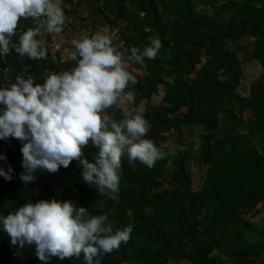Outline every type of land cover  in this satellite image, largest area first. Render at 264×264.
I'll return each instance as SVG.
<instances>
[{"label":"trees","instance_id":"trees-1","mask_svg":"<svg viewBox=\"0 0 264 264\" xmlns=\"http://www.w3.org/2000/svg\"><path fill=\"white\" fill-rule=\"evenodd\" d=\"M77 1H88L95 16L105 17L114 26L123 21L122 35L130 49L143 50L150 43L147 36L161 40L156 58H145L146 75H137L138 82L128 89L136 102L151 98L159 84L165 83L164 100L178 103L191 98L195 104L187 117L178 115L169 121L164 118L166 110L162 105L144 109L150 124L145 138L151 139L161 151L175 154L158 160L152 168L138 160L129 163L127 156H123L117 200L108 196L105 207L100 204L95 186L83 181L82 167L75 160L67 168L61 166L56 173L37 170L33 174L35 179L25 184L20 178L25 171L22 143L11 137L0 139V156L6 157L0 159V168L6 172L12 169L11 180L0 176V215L7 216L20 206L41 199L71 200L77 207H86L90 215L106 214L107 222L116 228L132 225L129 241L122 243L119 250L104 255L101 264H168L169 261L179 264L184 260L188 264H225L218 254L222 249L228 250L236 264H264V240L251 239V225L243 215L256 209L264 197V69L255 82L252 96L240 94L242 58L236 48L226 45L228 37H255L242 47L250 56L253 44L264 66V0H220L228 15L218 27L212 26L207 13L195 9V0ZM29 27L37 26L31 18L22 17L16 35L11 38L12 45L18 44L19 36ZM12 45L10 54L0 57V88L8 85L2 78L5 66L13 71L25 67L32 72L36 83L41 84L47 77L42 76L45 71L58 74L75 66L71 58L54 60L46 45L43 47L47 58L41 60L19 56ZM220 71L226 73V80L219 76ZM234 100L241 104L254 102L255 130L216 137L222 104ZM225 111L226 118L243 124L234 108L226 107ZM107 114L117 121L124 118L115 108L108 109ZM184 123L203 124L207 130L199 149V157L207 165L206 175L198 190L192 187L188 154L163 144L166 139L163 130ZM256 132L260 134L258 145L253 141ZM83 152L92 161L98 149L89 142ZM172 159L176 160V166L169 173L168 163ZM166 173L170 174L168 188L162 186ZM0 264L42 262L35 256L34 245L13 246L0 225ZM49 264L85 262L81 254L79 258L64 260L50 257Z\"/></svg>","mask_w":264,"mask_h":264},{"label":"clouds","instance_id":"clouds-1","mask_svg":"<svg viewBox=\"0 0 264 264\" xmlns=\"http://www.w3.org/2000/svg\"><path fill=\"white\" fill-rule=\"evenodd\" d=\"M22 17L31 18L37 27H29L12 45ZM64 23L60 0H0V57L9 55L12 45L21 57L46 59L47 50L36 39L40 26L49 34H59ZM149 40L143 50H121L101 28L72 40V69L49 73L42 84L31 76H17L15 83L0 88V139L11 137L22 143L25 171L20 178L25 184L35 179L37 170L56 173L75 160L82 167L83 181L115 201L123 156L129 163L138 160L152 168L175 154L161 151L145 138L150 124L142 108L125 111L119 121L107 114L108 109L123 110L125 102H135L127 89L138 81L128 65H144L145 58H156L162 42L158 37ZM89 142L98 149L92 161L83 152ZM11 171L0 168V176L11 180ZM108 220L106 214L90 215L86 207L56 199L28 202L7 216L0 215L11 244L34 245L42 264H49L50 257L64 260L81 254L85 264H101L104 255L129 241L133 230L132 225L116 228Z\"/></svg>","mask_w":264,"mask_h":264},{"label":"rangeland","instance_id":"rangeland-1","mask_svg":"<svg viewBox=\"0 0 264 264\" xmlns=\"http://www.w3.org/2000/svg\"><path fill=\"white\" fill-rule=\"evenodd\" d=\"M60 7L62 8L65 16V23L62 32L59 34H49L47 33L45 27L40 26L39 35H37V38H39L42 44L50 48V52L52 53V58L54 60L60 61L71 58V54L74 51V47L71 43L72 40L85 34L91 36L101 28L107 29L108 34L113 37L116 45H121L124 48L130 49L128 41H126L122 35V30H124L123 21H120L119 25L114 26L105 17L101 15L95 16L91 12L92 8L89 6L88 1L79 3L77 0H73L71 3L68 0H60ZM195 9L200 13H207L213 27L220 26L221 21L228 15V11L221 6L220 0H195ZM128 33L129 32L126 34ZM137 37L138 34L136 38ZM147 38L150 37L147 36ZM254 40L255 37H252L251 35L228 37L226 40V45L236 48L239 56L242 58V78L238 91L240 94L250 97L256 91L255 82L261 78L264 69L262 61L260 58H257V52L255 51L254 45L251 44L250 46V56L245 54V50L242 47L245 43ZM204 58H202V60ZM197 66H199V64H197ZM128 70L131 71L133 75L141 77H144L147 73L144 65L131 62L128 65ZM49 73L50 72L45 71L42 76H47ZM17 76H23L25 79L31 76L34 79L32 72L27 71L25 67L17 69L16 71H13L9 66L2 68V78L5 79L8 84L15 83ZM219 76L224 80L227 79V75L224 71H220ZM165 77H167L169 81L172 80L170 76ZM127 91L130 90L127 89ZM165 92L166 84L160 83L158 90L151 98H141L133 104L125 102L124 109L120 110V112L124 115L125 111H131L133 108H142L144 110L146 107L153 105H162L166 110L164 118L168 121L173 120L178 115L187 117L191 114L192 107L195 104V99L186 98L178 103L171 102L163 99ZM198 94H202V92L199 91ZM226 107L234 108V111L238 116L237 118L243 120L242 125H238L235 119L229 120L226 118ZM256 112V106L253 101H248L242 104L237 100L223 103L222 109L219 113L220 123L218 129L216 130V137H223L226 134L238 135L243 132L255 130L253 124L256 120ZM163 131L166 134V139L163 142L164 145L171 149H180L188 154V166L192 176V187L193 189L198 190L205 178L207 168V165L204 164L202 159L199 157V149L202 144L203 134L207 132L206 128L203 124L184 123L170 129L165 128ZM259 137L260 134L256 132L253 140L255 145H258ZM175 166L176 160H170L168 163V172L171 173L175 169ZM165 176L166 178L163 179L162 186H167L168 188L171 186V183L169 182L170 174L168 175L166 173ZM108 196L109 195L107 193L99 196L100 204L104 207L108 205L106 200ZM243 215L251 225V239L256 241L264 240V197L256 209L246 211ZM218 254L220 260H222L221 262L225 264H236L235 258L229 254L228 250L222 249L218 251ZM262 258H264V255H262ZM168 264L176 263L169 261ZM179 264L188 263L184 260L179 262Z\"/></svg>","mask_w":264,"mask_h":264}]
</instances>
